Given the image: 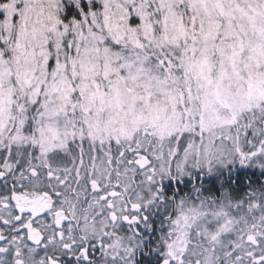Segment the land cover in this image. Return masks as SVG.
Masks as SVG:
<instances>
[{
	"label": "snow or ice",
	"instance_id": "1",
	"mask_svg": "<svg viewBox=\"0 0 264 264\" xmlns=\"http://www.w3.org/2000/svg\"><path fill=\"white\" fill-rule=\"evenodd\" d=\"M0 264H264V0H0Z\"/></svg>",
	"mask_w": 264,
	"mask_h": 264
}]
</instances>
